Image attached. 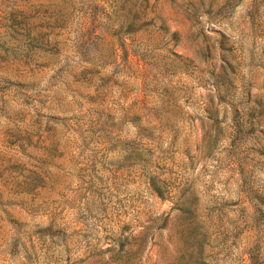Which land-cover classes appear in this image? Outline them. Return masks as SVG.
Returning a JSON list of instances; mask_svg holds the SVG:
<instances>
[{
	"label": "rangeland",
	"instance_id": "obj_1",
	"mask_svg": "<svg viewBox=\"0 0 264 264\" xmlns=\"http://www.w3.org/2000/svg\"><path fill=\"white\" fill-rule=\"evenodd\" d=\"M0 264H264V0H0Z\"/></svg>",
	"mask_w": 264,
	"mask_h": 264
}]
</instances>
